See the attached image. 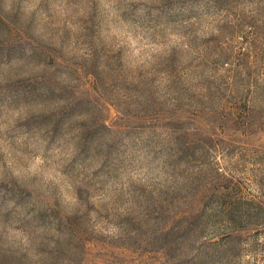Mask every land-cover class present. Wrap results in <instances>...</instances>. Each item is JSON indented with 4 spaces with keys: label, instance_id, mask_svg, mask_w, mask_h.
<instances>
[{
    "label": "rangeland",
    "instance_id": "374dc122",
    "mask_svg": "<svg viewBox=\"0 0 264 264\" xmlns=\"http://www.w3.org/2000/svg\"><path fill=\"white\" fill-rule=\"evenodd\" d=\"M5 2L0 0V66L24 60L55 71L0 83V112L37 100L65 101L59 111L18 123L9 139L15 144L43 131L55 141L74 115H86L83 123L70 125L79 128L80 152L65 169L83 185L77 191L84 203L89 189L113 174L117 145L129 137L147 134L155 158L185 182L167 189L133 186L136 214L117 217L122 235L113 239L90 231L89 214L96 211L91 204L83 216L62 215L58 202L45 204L7 174L0 183V209L12 208L3 219L12 221L16 209H24L27 215L15 216L21 229L54 227L59 238L43 239L38 250L46 256L41 261L0 250V264H240L244 254L254 258L249 264H264V0H141L128 5L124 19L146 32L191 34L192 18L223 14L219 36L203 41L191 36V45L203 51L187 64L176 50L160 62L156 71L171 79L164 99L158 98L154 78L133 75L120 53L110 55L97 46L95 7L75 37L91 58L77 60L65 55L72 39L67 30L57 47L35 35L34 22L25 24L19 14L6 13ZM53 2L44 0L41 7L48 12ZM249 4L257 5V16L241 10ZM93 166L97 170L89 175Z\"/></svg>",
    "mask_w": 264,
    "mask_h": 264
},
{
    "label": "clouds",
    "instance_id": "9594fccd",
    "mask_svg": "<svg viewBox=\"0 0 264 264\" xmlns=\"http://www.w3.org/2000/svg\"><path fill=\"white\" fill-rule=\"evenodd\" d=\"M140 2L141 0H95L93 5V0H54L49 5V11L45 12L41 7L44 0H6L4 11L19 14L22 23L34 22L35 35L45 41H52L57 47L60 46L64 30H67L72 39L65 49V55L79 60L91 58L89 49L83 45L78 46L75 37L84 31L82 21L89 18L95 7L100 18L97 46H102L110 55L120 53L125 70H130L133 75L144 73L148 79L154 78L158 98L164 99L171 79L167 72L156 71L160 62L169 59L176 50L184 54L180 57V62L187 64L203 51L202 46L197 49L191 45V36L194 35L199 41L219 36L223 14L202 13L199 17L192 18L191 24L194 27L191 34L166 29L146 32L123 17L128 5ZM143 2L148 3L149 0ZM241 10L249 16L258 15L255 4L241 6ZM46 70L55 71L54 68L48 69L43 63L13 61L10 65L0 66V83L6 82L9 77L28 79L43 74ZM101 70H105L103 64ZM67 79L66 76L63 78L64 81ZM197 82V78L191 79V83ZM64 106L65 101L62 99L37 100L19 107L5 108L0 112V183L5 182L6 175L10 174L17 183L38 194L45 204L54 206L58 202L62 215L68 217L83 216L88 204H91L96 211L89 214L90 231L118 239L122 235V227L115 222L117 217L136 214L137 206L131 192L133 186L150 189L155 185L167 189L182 185L184 178L171 175L170 169L166 170L163 159L155 158L151 146L146 143L147 134L129 137L117 145L113 174L104 178L105 183L90 188L88 201L84 203L77 191L83 185L80 181H73L65 169L80 152L79 128L71 129L70 125L83 123L87 119L86 115H74L65 125L64 134L55 141H50L43 131L32 137L17 139L15 144L8 136L18 123L26 122L30 115L49 114ZM96 170L97 166H93L88 174L91 175ZM11 208L10 205L7 209H0L2 254L25 256L33 262L41 261L46 256V253L38 250L43 239L46 236L59 238V234L54 227H39L34 232L21 229L15 219L16 213L27 215L21 208L16 209L12 221L4 220L3 214L11 211ZM261 243L264 244V240ZM253 259L250 254H244L240 264H249Z\"/></svg>",
    "mask_w": 264,
    "mask_h": 264
}]
</instances>
